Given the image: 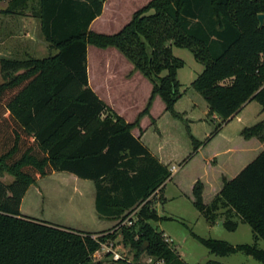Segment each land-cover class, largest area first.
I'll return each mask as SVG.
<instances>
[{
  "label": "trees",
  "instance_id": "16d2710c",
  "mask_svg": "<svg viewBox=\"0 0 264 264\" xmlns=\"http://www.w3.org/2000/svg\"><path fill=\"white\" fill-rule=\"evenodd\" d=\"M2 1L8 3L0 10L6 14H22L35 1L32 16L57 52L44 58L0 59L6 79L0 84V173L14 176L9 183L0 180V264H94L92 257L101 244L117 238L116 232L74 229L21 212L29 187L55 171L94 182L101 218L125 221L139 210L136 223L131 218L133 224L121 231L136 255L147 252L164 264H190L150 223L165 219L151 206V197L163 192L172 171L132 130L141 117L150 115L157 94L166 110L178 116V70L185 61L173 53V45L189 48L204 64L192 86L223 124L252 100L264 110V24L259 19L264 0H151L114 34L90 30L106 0ZM89 44L116 46L152 81L149 103L136 121L115 112L90 86ZM242 134L264 141V121ZM191 140L193 151L181 164L204 144L192 135ZM203 188L197 182L196 208L209 219L220 208L233 212L251 227L255 242L233 245L195 237L218 255L244 252L264 263V249L256 244L264 240V148L225 181L210 205L203 201ZM225 224L230 230L238 225L231 219ZM111 263L135 264L123 257Z\"/></svg>",
  "mask_w": 264,
  "mask_h": 264
},
{
  "label": "rangeland",
  "instance_id": "374dc122",
  "mask_svg": "<svg viewBox=\"0 0 264 264\" xmlns=\"http://www.w3.org/2000/svg\"><path fill=\"white\" fill-rule=\"evenodd\" d=\"M150 1H110L101 21L105 32L114 34L120 31L132 19L135 11ZM7 5V1L0 2V10L5 9ZM32 6H37L35 1L30 3L22 14L0 12V59L44 58L57 52L45 39L38 19L32 16ZM172 48L173 53L185 61L184 66L178 70L180 96L174 105L178 116L166 110L164 100L157 94L150 107V115L141 117L140 124L133 128L134 130L140 128L143 133L141 121L145 125L150 124L146 126V130L148 129L146 141L156 148L159 144L165 147L160 157L171 171L177 168L172 179L167 181L163 192H157L151 197V206L165 219L150 223L165 234L184 260L190 264H205L209 260H216L221 264H264L244 252L227 256L213 253L194 235L195 233L206 239H222L233 245L254 243L253 231L248 224L234 217L226 208H220L217 216L209 219L194 205V193L197 182L200 181L204 185L202 196L206 205H210L218 197V194L214 196L211 183V178L217 175L218 169L207 163L208 157L216 153L223 154L227 148L236 147V151L215 156L211 161L217 165L220 160L231 158L232 165L230 163L223 168L226 173V176L222 177L224 185L226 180L233 178L264 148V141L259 137H252V140L247 139L249 141L244 143L246 138L242 134L245 128L264 121V110L257 101L252 102L248 108L251 115L247 119L244 118L245 115L241 123L234 119L226 129L219 130L206 141L218 126L221 124L223 126V121L217 114L210 112L204 97L192 86V82L203 71L204 64L196 60L189 48L176 45ZM88 54L90 79L92 77L93 83L101 87L99 94L101 93L104 101L125 119L130 122L136 121L149 103L153 90L152 81L116 46L100 47L89 44ZM166 74L167 71H163L161 76ZM5 81L0 69V84ZM165 113L166 118L171 120V124L167 123L168 126H165L169 134L168 139H164L158 128L159 120ZM237 125L239 131L235 129ZM154 134L161 139L155 140L157 137L154 138L156 136ZM191 135L204 144L210 142L200 152L194 153L187 162L181 164L193 151ZM13 179L14 176L9 173H0V180L5 183ZM95 193L92 180L79 178L67 171H56L31 187L23 202L22 211L27 216L74 229L94 232L104 229L105 233L116 232L117 238L112 240V249L123 258L135 264H164L162 260H156L147 252L136 255V249L130 244H125L123 240L122 227L127 228L133 222L136 223V214L139 210L128 214L125 221L101 218L95 209ZM131 218L133 222L129 223ZM226 219L239 221L237 228L230 230L226 227ZM259 246L264 248V240H260ZM107 253L103 249L95 252L92 257L93 263L103 260L106 264H112L113 256Z\"/></svg>",
  "mask_w": 264,
  "mask_h": 264
},
{
  "label": "crops",
  "instance_id": "0c3cea01",
  "mask_svg": "<svg viewBox=\"0 0 264 264\" xmlns=\"http://www.w3.org/2000/svg\"><path fill=\"white\" fill-rule=\"evenodd\" d=\"M110 1H112V0H106L105 1V3H104V8H103V12H102V14L100 15V16H98L92 23H91V25H90V30H94V31H96V32H100V33H106L105 32V28H104V26L102 25V23H101V21H102V19H103V17L105 16V13H106V11H107V7H108V5H109V3H110ZM111 8V7H110ZM131 20V19H130ZM129 20V21H130ZM39 21V20H38ZM128 21V22H129ZM39 24H40V21H39ZM98 24V25H97ZM41 26V25H40ZM95 28V29H94ZM106 34H110V33H106ZM88 48H89V45H88ZM90 74H91V72H90V66H89V54H88V75H89V83H90V86L93 88V90L103 99V97H102V95H101V93L99 94V90H101V87L100 86H98V85H96V84H94L93 83V81H92V77H91V79H90ZM104 100V99H103ZM254 101H256V100H252V101H250L249 103H247L230 121H228V122H226L225 124H223V126L221 127V131H223L224 129H226L229 125H231L232 124V122H234V119H237L236 121H237V123H241L243 120L242 119H247V117H249L250 115H251V111L250 110H248V108H249V106L251 105V103L252 102H254ZM151 114L153 115V113L151 112ZM166 114L167 113H165L162 117H161V119L159 120V125H158V128L160 129V132H161V135L164 137V139H168V136H169V134H168V130L166 129V127L165 126H168L167 125V123H170L171 124V120H169V118H166ZM245 115V116H244ZM243 116H244V118H243ZM219 117V116H218ZM220 118V117H219ZM163 119H164V122H166V124L163 122ZM221 119V118H220ZM127 120V119H126ZM127 121H129V120H127ZM240 121V122H239ZM130 122V121H129ZM149 122V121H148ZM148 125H150V124H148ZM148 125H145V124H143L142 123V121H141V127H143V133L140 131V128H138V129H133L132 130V132L134 133V135H136V136H140L141 137V139L144 141V143L145 144H147L149 147H150V149L152 150V152L157 156V157H159L160 158V160L162 161V162H164V160H162V158L160 157V154L163 152V150H165L166 148L165 147H163V146H160L161 144H159V146H157V148H156V146L155 145H153L152 143H150L149 141H146V137H147V135H148V129L146 130V126H148ZM239 125H237V126H235V129L237 130L238 129V131H239V127H238ZM240 126H241V124H240ZM145 127V128H144ZM168 128V127H167ZM154 135H156V134H154ZM157 137V138H156ZM233 136H230V138H232ZM154 138H156L155 140H158V139H161L159 136H154ZM163 139V140H164ZM253 138H251V139H249V140H252ZM210 140V139H209ZM249 140H247V139H245V142L244 143H247V141H249ZM168 141V140H167ZM210 142V141H209ZM209 142H207V143H209ZM206 143V144H207ZM206 144H204V145H202L199 149H198V151L197 152H200L205 146H206ZM240 149H242V147H240ZM237 149H236V147H230V148H227L224 152H223V154L222 153H216V154H214V155H212V156H210V157H208V159H207V163H209V165H213V167L214 168H217L218 169V172H217V175L215 176V177H213V178H211V183H212V186H213V188H214V192H213V194H214V196H216L217 194H219L220 193V191H221V189H222V187H223V185H222V177L223 176H226V173H225V171H224V167L226 166V165H229L230 163H231V158L230 159H228V158H226L225 159V161H221L220 160V162L217 164V165H214V164H212V158H214L215 156H222V155H225V154H229V153H231V152H234V151H236ZM243 150H244V148H243ZM261 151V150H260ZM259 151V152H260ZM168 165V164H167ZM230 165H232V163L230 164ZM246 166V165H245ZM244 166V167H245ZM243 169V168H242ZM241 169V170H242ZM176 170H177V168H175V170L174 171H172V176H173V174L176 172ZM240 170V171H241ZM239 171V172H240ZM56 172V171H55ZM222 172V173H221ZM238 172V173H239ZM54 173V172H53ZM52 173V174H53ZM237 173V174H238ZM51 174V175H52ZM73 174V173H72ZM236 174V175H237ZM235 175V176H236ZM172 176H171V178L170 179H172ZM40 179H42V178H40ZM39 179V180H40ZM169 179V180H170ZM38 180V181H39ZM229 180H230V178H229ZM38 181L35 183L36 185H37V183H38ZM167 183V182H166ZM35 184H33V185H35ZM205 184V183H204ZM33 185H31L30 187H29V189H28V191H27V193H26V195L24 196V198H23V201H22V204H21V212L23 213V211H22V205H23V202H24V200H25V198H26V196L28 195V192H29V190L31 189V187L33 186ZM165 186H166V184H165ZM165 186H164V188H165ZM37 188L38 189H41V187L40 186H37ZM213 196V197H214ZM24 214V213H23ZM232 215L234 216V217H238L237 215H235L233 212H232ZM238 218H240V217H238ZM242 221V220H241ZM237 223L239 224V221H237ZM238 226V225H237ZM80 230H86V229H80ZM104 229H102V230H100V231H103ZM86 231H91V230H86ZM91 232H94V231H91ZM95 232H97V231H95ZM260 240H262V239H259V240H257L256 241V244H257V246L258 247H260L259 246V242H260ZM254 242H255V240H254ZM260 248H262V247H260ZM262 249H264V248H262ZM251 256V255H250ZM252 257V256H251Z\"/></svg>",
  "mask_w": 264,
  "mask_h": 264
},
{
  "label": "built area",
  "instance_id": "2783aa9c",
  "mask_svg": "<svg viewBox=\"0 0 264 264\" xmlns=\"http://www.w3.org/2000/svg\"><path fill=\"white\" fill-rule=\"evenodd\" d=\"M129 223H132V219H129ZM113 241L109 240L101 244V247L98 251L101 249L107 251L108 253H111L114 259H120L122 256L116 252L115 250L112 249ZM97 252V251H96Z\"/></svg>",
  "mask_w": 264,
  "mask_h": 264
},
{
  "label": "water",
  "instance_id": "95a60500",
  "mask_svg": "<svg viewBox=\"0 0 264 264\" xmlns=\"http://www.w3.org/2000/svg\"><path fill=\"white\" fill-rule=\"evenodd\" d=\"M259 19H260V21H261V26L264 24V14L263 13H261V14H259ZM148 244V243H147ZM146 244V245H147ZM146 245H144L143 247H142V249L144 250L145 248H146Z\"/></svg>",
  "mask_w": 264,
  "mask_h": 264
}]
</instances>
